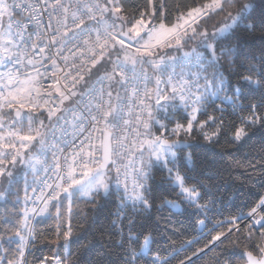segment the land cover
Instances as JSON below:
<instances>
[{
	"label": "snow or ice",
	"instance_id": "6c2138e0",
	"mask_svg": "<svg viewBox=\"0 0 264 264\" xmlns=\"http://www.w3.org/2000/svg\"><path fill=\"white\" fill-rule=\"evenodd\" d=\"M166 9L167 0H148L134 11L126 8V0H0V200L15 196L16 203L23 199L25 205H42L25 207L20 226L0 236V245L16 244L15 255L3 264H27L31 219L51 215V206L61 221L64 200L71 217L77 193L94 203L113 186L122 194L112 227L128 219L119 227L123 264H171L184 245L171 251L153 247L155 237L145 234V225L136 230L134 218L152 207L148 181L156 165L167 170L169 183L179 189L192 215L203 216L195 223L207 227L215 199L203 181L186 183L187 173L180 168L192 162V154L178 147L188 144L181 134L188 137L198 128L209 144L222 135L240 143L264 130V44L257 57L231 43L241 28L259 30L264 41V0H203L184 11L177 6L171 24L164 22ZM221 14L220 26L209 32L207 21ZM225 64L233 66L235 86L221 72ZM216 100L231 105L233 114L248 115L239 117V125L226 123L223 115H208ZM181 112L186 123L174 122ZM201 115L207 118L200 120ZM209 123L213 130L204 132ZM154 126L160 135L152 133ZM129 202L132 218L125 213ZM241 218L249 221L242 233ZM223 223L229 225L226 231L212 235L178 264H194L193 258L233 232L241 233L245 247L237 251L233 242L213 258L214 264H264V197L247 214L213 227ZM165 230L171 229L166 225ZM72 235L69 221L63 232L66 250ZM0 251L7 257L8 249ZM70 256L66 251L63 258L41 264H73Z\"/></svg>",
	"mask_w": 264,
	"mask_h": 264
},
{
	"label": "trees",
	"instance_id": "16d2710c",
	"mask_svg": "<svg viewBox=\"0 0 264 264\" xmlns=\"http://www.w3.org/2000/svg\"><path fill=\"white\" fill-rule=\"evenodd\" d=\"M202 2L203 0H167V18L164 22L171 24L175 21L178 14L177 6L181 11H184ZM147 5L148 0H126V8L129 11H134L137 8L143 9ZM221 16L222 14L213 16L207 21L205 26L208 27L209 32L213 30L214 26H220ZM162 18H164L163 15L159 16L156 23H159ZM261 35L259 30L245 32L241 28L236 33L239 39L234 38L231 43L233 46L239 45L242 52H251L259 57L261 45L264 44V41L260 39ZM197 50L203 52L202 48ZM169 55H178V53L170 52ZM256 63L259 64V61L257 60ZM148 72L151 74L150 68ZM221 72L233 86L236 85L238 77L232 74L233 66L225 64ZM228 95H231V92ZM242 103L247 104L249 101L244 100ZM215 105L223 107L224 113L221 114L217 111ZM215 105L208 107V115L217 117L223 115L226 123L234 121L239 125V117L248 115L247 111H237L233 114L232 107L227 102L222 103L220 100H216ZM182 116L183 112L175 117L174 122L186 123ZM198 118L204 120L207 117L201 115ZM40 119H44V117H40ZM168 127L170 129L173 124H169ZM213 127L209 123L204 132L212 131ZM151 131L154 135H160L161 132L158 126H154ZM170 138L175 139V137ZM181 138L188 141V145L181 147L183 154H192V162H185V165L180 168L182 174L187 173L186 183L193 184L203 181L211 188L215 199V204L212 206L213 212L209 213L210 220L206 221L207 227L199 229L195 220L202 219L203 216L192 215L191 210L184 203L183 197L178 195L179 189L173 188L169 183L167 170L162 165L152 168V179L148 181L152 189L149 194L152 207L135 216L131 209V202L125 209L129 218L134 216L136 230H140V226L145 225V234L151 232L155 237L156 244L153 247L159 245L171 251L173 248L180 249L181 245H184L183 250L179 252L176 259L171 261V264H178L179 260L190 256L196 249L203 248L205 244H208L212 235L227 230L229 227L227 223L214 228L213 225L217 221H226L230 217L241 216V213L247 214L250 207L255 205L261 197H264V130H256L254 135L240 143H233L228 136L222 135L218 143L209 144L203 139L198 128L188 137L181 134ZM180 154L178 151V155ZM168 167H172V165L169 164ZM209 175L212 176L211 180L207 178ZM18 187L22 188V185ZM121 194L113 186L107 196L104 194L96 196L95 202L92 203L77 193L71 217L66 213L67 201L64 200L61 206V211L64 213L61 221L55 218L56 209L51 206V215L45 214L31 219L33 237H29V243L25 249L27 264H38L45 256L52 253H58L63 258L66 251L71 253L70 259L73 264H123L122 249L118 246V241L121 238L119 227L121 223L126 226L128 219H123L122 222L118 220L117 226L112 227V221L117 219L116 212ZM20 195L23 197L22 191ZM165 200L179 202L182 206L181 210L174 211L164 203ZM25 207L23 199L16 203L15 196L7 201L0 200V228L10 230L9 232H0V236L6 238L20 226ZM69 221L73 235L67 242L66 250L63 232L67 230ZM248 223L249 221L245 218L238 221L241 233L244 232L245 225ZM166 225L171 230H165ZM124 231L127 233V227L124 228ZM241 233L233 232L227 240H223L222 243L217 242L215 247L210 245V250L205 249L199 259L193 258L194 264H214L213 258L225 248L231 249L233 242L237 244V251L244 248L247 242L243 240ZM22 234L27 236V231H23ZM238 237L240 238L237 239ZM186 241H193V243L189 245L185 243ZM0 248L9 250L7 257L3 251H0V264H3L6 258L11 259L15 255V243L5 242L0 245ZM237 261L239 262V257H237ZM140 264H143V261Z\"/></svg>",
	"mask_w": 264,
	"mask_h": 264
},
{
	"label": "built area",
	"instance_id": "2783aa9c",
	"mask_svg": "<svg viewBox=\"0 0 264 264\" xmlns=\"http://www.w3.org/2000/svg\"><path fill=\"white\" fill-rule=\"evenodd\" d=\"M123 94V93H122ZM46 123H47V121H46ZM65 151H68L67 149H65ZM49 159H51V157H49ZM113 172H114V170H113ZM114 175H115V172H114ZM26 207H29V208H31V207H42V205H34V204H32L31 202H29L27 205H26ZM35 218V217H34ZM33 218V219H34ZM32 219V220H33ZM56 256H60L58 253H52V254H50V255H47V256H45L43 259H42V261H51V260H53V258L54 257H56ZM61 257V256H60ZM38 264H41V262H39Z\"/></svg>",
	"mask_w": 264,
	"mask_h": 264
},
{
	"label": "rangeland",
	"instance_id": "374dc122",
	"mask_svg": "<svg viewBox=\"0 0 264 264\" xmlns=\"http://www.w3.org/2000/svg\"><path fill=\"white\" fill-rule=\"evenodd\" d=\"M109 175L112 177L113 184H114V181H115V175H114V173L111 171V172L109 173ZM78 194H79V193H78ZM79 195H80V194H79ZM168 201H170V200H168ZM172 202H174L175 204H177L178 207L173 208V207H170L168 204H166V205L169 206V207H170L171 209H173L174 211H179V210H181L182 206H181V204H180L179 202H177V201H172ZM199 229L201 230V229H203V228H201V226H199Z\"/></svg>",
	"mask_w": 264,
	"mask_h": 264
},
{
	"label": "water",
	"instance_id": "95a60500",
	"mask_svg": "<svg viewBox=\"0 0 264 264\" xmlns=\"http://www.w3.org/2000/svg\"><path fill=\"white\" fill-rule=\"evenodd\" d=\"M188 145V144H187ZM182 146H185V145H180V146H178L179 148H181Z\"/></svg>",
	"mask_w": 264,
	"mask_h": 264
}]
</instances>
